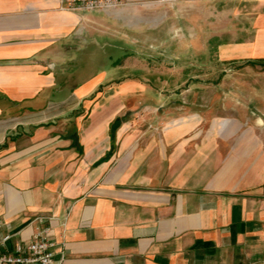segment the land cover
Listing matches in <instances>:
<instances>
[{"label":"crops","instance_id":"obj_1","mask_svg":"<svg viewBox=\"0 0 264 264\" xmlns=\"http://www.w3.org/2000/svg\"><path fill=\"white\" fill-rule=\"evenodd\" d=\"M119 1L0 0L10 248L49 230L55 264H264V0ZM142 5L162 55L217 71L164 80L149 125L126 117L140 84L107 80L129 54L109 21Z\"/></svg>","mask_w":264,"mask_h":264},{"label":"rangeland","instance_id":"obj_2","mask_svg":"<svg viewBox=\"0 0 264 264\" xmlns=\"http://www.w3.org/2000/svg\"><path fill=\"white\" fill-rule=\"evenodd\" d=\"M139 7L136 20L134 14L123 12L120 22L117 20L115 22L109 21L120 32L122 40L128 46L129 54L127 58L120 56L118 61H120L119 66H122V70L120 72L117 70L113 72L114 69L108 71L110 74L107 80L120 79L140 84L137 87L142 90L132 93L130 97L131 111L127 113L126 117L138 125H149V93L158 98L160 93L169 92L168 86L163 83L164 80L167 78L175 80L185 76H209L210 72L217 71L195 69L177 60L174 53L163 54L166 56L164 59L165 57L161 52V32L158 30L149 32V8L143 5ZM155 13L160 14L161 10H155ZM135 23H137V30L132 29ZM117 56L118 54H116V58L119 57ZM93 72L95 71L88 72V76L90 77ZM170 87L175 89L177 86L170 85ZM138 97L139 99L135 101Z\"/></svg>","mask_w":264,"mask_h":264},{"label":"built area","instance_id":"obj_3","mask_svg":"<svg viewBox=\"0 0 264 264\" xmlns=\"http://www.w3.org/2000/svg\"><path fill=\"white\" fill-rule=\"evenodd\" d=\"M176 3L182 0H162ZM69 10L104 11L121 7L119 0H65ZM49 230L37 232L30 243H16L10 248L12 236L3 233L0 223V264H55V243L50 239Z\"/></svg>","mask_w":264,"mask_h":264}]
</instances>
